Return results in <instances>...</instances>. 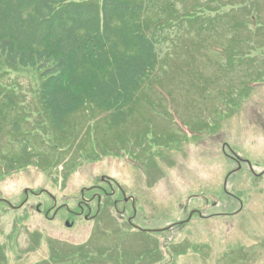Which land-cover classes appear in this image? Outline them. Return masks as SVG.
Here are the masks:
<instances>
[{"label": "rangeland", "instance_id": "obj_1", "mask_svg": "<svg viewBox=\"0 0 264 264\" xmlns=\"http://www.w3.org/2000/svg\"><path fill=\"white\" fill-rule=\"evenodd\" d=\"M146 1L150 16L196 19L163 42L119 127L88 107L65 139L39 103L44 78L0 61L15 103L0 118V169L28 162L0 175V264H264V0ZM121 186L134 211L121 213ZM97 194L89 216L69 212Z\"/></svg>", "mask_w": 264, "mask_h": 264}, {"label": "trees", "instance_id": "obj_2", "mask_svg": "<svg viewBox=\"0 0 264 264\" xmlns=\"http://www.w3.org/2000/svg\"><path fill=\"white\" fill-rule=\"evenodd\" d=\"M226 3L248 8L247 0ZM148 10L146 0H0V61L44 78L39 103L65 139L72 116L88 107L108 113L119 127L159 71L163 42L196 19L183 8L169 19L150 16ZM14 104L0 87V118L6 120ZM20 126L13 123V131ZM14 140L24 142L22 156L30 157L26 136ZM26 159L9 157L0 175L27 164Z\"/></svg>", "mask_w": 264, "mask_h": 264}, {"label": "flooded vegetation", "instance_id": "obj_3", "mask_svg": "<svg viewBox=\"0 0 264 264\" xmlns=\"http://www.w3.org/2000/svg\"><path fill=\"white\" fill-rule=\"evenodd\" d=\"M113 195V194H112ZM97 197V199H98V202H99V199H101L102 200V197H101V195H99V194H97V196H95V197H91V198H87L86 196H85V200H83V199H81L80 201H78V203H77V205H78V211H76V210H71L70 208H68V210H69V212L71 213H73V214H75V215H85V213H86V211L88 212V214H87V216H89V213H92V210H93V208H92V204H93V202H94V199ZM130 198H128V200L126 199V198H124L123 199V209H122V212H124V211H126L127 210V205H128V203L130 202ZM118 201L119 200H116L115 201V203H118ZM92 217H94V215L92 216ZM130 218L131 217H129L128 218V222L129 223H131L133 226H135L136 224L133 222V220H132V222L130 221Z\"/></svg>", "mask_w": 264, "mask_h": 264}, {"label": "water", "instance_id": "obj_4", "mask_svg": "<svg viewBox=\"0 0 264 264\" xmlns=\"http://www.w3.org/2000/svg\"><path fill=\"white\" fill-rule=\"evenodd\" d=\"M67 225H69V221L67 222Z\"/></svg>", "mask_w": 264, "mask_h": 264}]
</instances>
